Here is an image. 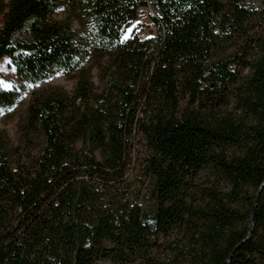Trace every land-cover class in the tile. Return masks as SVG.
Wrapping results in <instances>:
<instances>
[{"label": "trees", "instance_id": "obj_1", "mask_svg": "<svg viewBox=\"0 0 264 264\" xmlns=\"http://www.w3.org/2000/svg\"><path fill=\"white\" fill-rule=\"evenodd\" d=\"M150 8L154 36L120 43ZM0 16L17 78L0 106L75 80L30 93L14 146L0 133V264H264V3L0 0Z\"/></svg>", "mask_w": 264, "mask_h": 264}, {"label": "rangeland", "instance_id": "obj_2", "mask_svg": "<svg viewBox=\"0 0 264 264\" xmlns=\"http://www.w3.org/2000/svg\"><path fill=\"white\" fill-rule=\"evenodd\" d=\"M4 3L9 2L10 0H2ZM251 3H254L256 6L263 4L264 0H248ZM154 11L150 8L147 11H144L135 21L139 20L141 23L136 25V29H133L130 36L138 35L141 39H149L154 36L155 28L151 25V21L148 20L147 15L153 14ZM56 19H63L66 17L64 8H60L55 15ZM0 16V26L1 24ZM134 21V22H135ZM133 22V23H134ZM72 26L75 29H78V23L73 21ZM0 87L5 90H12L17 85V78L15 76V71L9 66V62L6 58L0 59ZM92 82L99 88V83L96 78V70L92 71ZM3 84H10L12 88L6 89L3 87ZM75 86V80L72 77H67L64 74L59 76L52 77L46 80L42 85L38 87H32L29 89V92L19 99L18 103L15 105V108L7 113L6 115L0 117V133H3L6 138L9 140L11 145H15L20 137L19 124L25 117V111L29 103L30 93L34 90H44L48 87H62L66 91H71Z\"/></svg>", "mask_w": 264, "mask_h": 264}, {"label": "snow or ice", "instance_id": "obj_3", "mask_svg": "<svg viewBox=\"0 0 264 264\" xmlns=\"http://www.w3.org/2000/svg\"><path fill=\"white\" fill-rule=\"evenodd\" d=\"M141 22L139 20L135 21L134 23H132L127 29H125L122 34H121V37H120V40L119 42L120 43H124L125 41H127L129 38H130V34L132 33L133 29H136V25L140 24ZM13 71H15L13 69ZM61 73L58 71L57 72V76H59ZM3 82H0V84H2ZM3 87L6 88V89H10L12 88V85L10 84H3ZM28 88H31L33 87L32 84H28L27 85ZM16 91H19V89H16ZM15 108V104H12L10 107H3V106H0V115H4V113L7 111V112H10L12 111L13 109Z\"/></svg>", "mask_w": 264, "mask_h": 264}]
</instances>
